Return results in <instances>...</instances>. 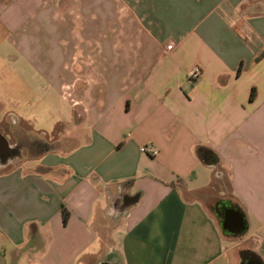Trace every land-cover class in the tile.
I'll return each mask as SVG.
<instances>
[{
  "label": "crops",
  "instance_id": "1",
  "mask_svg": "<svg viewBox=\"0 0 264 264\" xmlns=\"http://www.w3.org/2000/svg\"><path fill=\"white\" fill-rule=\"evenodd\" d=\"M128 14L0 0L7 144L50 87L78 99L0 164V264H264V0H139L135 38Z\"/></svg>",
  "mask_w": 264,
  "mask_h": 264
},
{
  "label": "rangeland",
  "instance_id": "2",
  "mask_svg": "<svg viewBox=\"0 0 264 264\" xmlns=\"http://www.w3.org/2000/svg\"><path fill=\"white\" fill-rule=\"evenodd\" d=\"M113 3V7L115 9V11L118 13H121L122 11H124L125 9H128V12L130 14H128V20H127V26H128V30L127 32H124V36L128 37V38H135L139 36V28L136 27L135 23H138L139 25V19L135 17L134 13H139V0H112ZM137 15V14H136ZM113 25H115V23H113ZM77 80V79H75ZM84 81L86 80L85 78H80L78 79V81ZM55 88L50 87L49 88V96L47 98V102H46V109L42 108V110H38L37 114L39 116V118H42V123H39L37 126H32V128H34L36 131H31L29 126H21V127H17L16 129V145L19 146V150H17V162L23 158H27V157H31V156H35L37 154H39L41 151H43L48 144L46 143V135L44 133H42L41 129L45 130V131H49V125H48V121L51 120L52 118H55L56 116V110L61 108L62 109V113H61V117H68V112L70 111V103H73V101H78L77 98L73 97V94L71 93V87L69 86V84L65 83L64 84V88H63V95H62V91H61V87L59 89V91L56 89V85H54ZM64 96V98H63ZM2 98H7V95L4 92H0V100H2ZM5 106H3V109H1L0 111V118L3 116H5V114L9 111V109H7V106H10L8 104H4ZM43 104H41V106H43ZM11 112H22L18 110H14ZM1 129L5 130L8 129V126H3L0 127ZM51 136H53L51 133L49 134V138H51ZM44 137V138H43ZM20 140V141H18ZM10 142L12 141V138L10 137ZM15 161H12L8 164H6L5 166H1L0 167V171L6 170L8 168H10L12 165H14Z\"/></svg>",
  "mask_w": 264,
  "mask_h": 264
},
{
  "label": "water",
  "instance_id": "3",
  "mask_svg": "<svg viewBox=\"0 0 264 264\" xmlns=\"http://www.w3.org/2000/svg\"><path fill=\"white\" fill-rule=\"evenodd\" d=\"M19 146L18 145H13L10 146L7 144L6 139L3 137L2 134H0V164L3 163V158L10 153L12 150H19ZM221 227L224 231L226 232H240L241 230H243L242 228V223L238 224V228L235 227V224H233L231 226L230 222L228 220L221 221ZM250 264H254V263H250Z\"/></svg>",
  "mask_w": 264,
  "mask_h": 264
},
{
  "label": "trees",
  "instance_id": "4",
  "mask_svg": "<svg viewBox=\"0 0 264 264\" xmlns=\"http://www.w3.org/2000/svg\"><path fill=\"white\" fill-rule=\"evenodd\" d=\"M198 152H199V155L202 157L203 155H206V149H204V148H199L198 149ZM211 159H213V161H215L216 160V157H212ZM210 160V159H209ZM211 161V160H210ZM212 161V162H213ZM67 219H68V212L65 210V208H62V222H63V224H66V222H67ZM247 257H251V258H253L254 260H255V255L253 254V253H251V252H244V251H242L241 252V264H244V260H245V258H247ZM256 261V260H255Z\"/></svg>",
  "mask_w": 264,
  "mask_h": 264
},
{
  "label": "flooded vegetation",
  "instance_id": "5",
  "mask_svg": "<svg viewBox=\"0 0 264 264\" xmlns=\"http://www.w3.org/2000/svg\"><path fill=\"white\" fill-rule=\"evenodd\" d=\"M19 141H20V140H19ZM15 151H17V150H15ZM8 155H9V153H8ZM8 155H6L4 158L6 159V158L8 157ZM4 158H3L2 160H4ZM215 208H216L217 212H218L220 215L224 216V214H227V211H225V209L223 208V205H220V204H219V205H217V207H215ZM247 260H248V261L251 260V261H253L255 264H257V262H256L253 258H251V257H248ZM248 261H245L244 264H247ZM249 263H250V261H249Z\"/></svg>",
  "mask_w": 264,
  "mask_h": 264
},
{
  "label": "built area",
  "instance_id": "6",
  "mask_svg": "<svg viewBox=\"0 0 264 264\" xmlns=\"http://www.w3.org/2000/svg\"><path fill=\"white\" fill-rule=\"evenodd\" d=\"M198 75H199V69H194V70L192 71V73H191V78H192V79H195V78L198 77ZM140 150L143 151V152H146V148H145V147H141ZM155 153H156V151H152V152H151V154H155Z\"/></svg>",
  "mask_w": 264,
  "mask_h": 264
}]
</instances>
